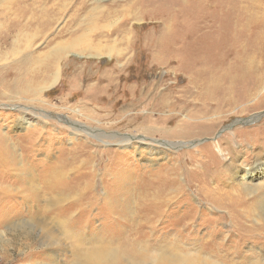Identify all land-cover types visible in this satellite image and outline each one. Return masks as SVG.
<instances>
[{
  "label": "rangeland",
  "instance_id": "rangeland-1",
  "mask_svg": "<svg viewBox=\"0 0 264 264\" xmlns=\"http://www.w3.org/2000/svg\"><path fill=\"white\" fill-rule=\"evenodd\" d=\"M245 3L250 0H0V134L15 138L26 175L41 185L49 166L65 161L82 167L66 151L82 146L98 172L105 162L110 169V175L96 172L100 195V180L112 184L118 171L128 182L121 200L128 219L139 221L133 235L139 248L149 244L176 252L186 246L194 252L193 238L206 241L211 225L225 233L230 219L209 205L208 193L225 195L233 185L223 171L247 169L255 153H264V27L240 6ZM26 59H32L30 72ZM55 66L57 81L35 93L38 85L51 83ZM22 113L40 122L17 128ZM172 163L168 174L165 166ZM245 173L238 176L247 180ZM74 175L65 182L89 179ZM0 176L1 186L17 179ZM20 185L0 196V264L49 262L38 233L29 223L17 224L36 207ZM145 190L167 203L159 216L147 215L149 228L141 227V210L153 200ZM263 193L264 186L256 188L255 194ZM88 197L85 192L72 202L70 216L97 215L87 230L109 238L97 229L111 225L110 211L95 209L97 204L78 210ZM254 219L248 215L243 224L254 226ZM12 223L16 226L8 228ZM129 230L127 225L125 236ZM246 241L232 246L237 254L230 248L234 263L224 256L229 249H222L226 259L215 255L208 264H248L264 243ZM193 263L206 264L205 257L196 255Z\"/></svg>",
  "mask_w": 264,
  "mask_h": 264
},
{
  "label": "bare ground",
  "instance_id": "bare-ground-1",
  "mask_svg": "<svg viewBox=\"0 0 264 264\" xmlns=\"http://www.w3.org/2000/svg\"><path fill=\"white\" fill-rule=\"evenodd\" d=\"M240 6L244 8V11L248 13L251 19H259L261 21V25L264 27V4H262V0H250L249 4L245 3ZM29 21H31L30 18L28 22ZM108 53L110 54V52ZM101 55L102 54L98 56ZM31 60L32 59H26L25 62V65H28V72L31 70L29 67ZM59 69L60 68L57 66L53 68L51 73L52 81L48 86L38 85V88L34 89V92L37 90L36 92L39 93L42 92L43 89L52 86L58 79ZM26 76L30 77V74L27 73ZM30 90L31 88L28 89L26 93H30ZM19 118L20 119L15 125L17 128L30 127L31 125L34 127L36 125L35 122H37V124L40 122L39 120L28 116L26 113H22ZM152 128L154 132L159 131L157 127ZM0 139H2L6 146L3 147V149L0 148V174H4L5 177L9 176V178L11 175L16 174L17 179H20H14V182L8 181V183L4 186L0 185V196L7 194L9 195V188L13 190V186L17 183L19 185L21 184V187L19 186L18 190L27 196V198H30V202H35L36 207L34 208L35 210L33 211V215H30V217L28 216V220H18L17 224L21 225V223H29L31 230L38 233L39 244L45 246V249L49 251V256L47 255L49 258L46 257L49 259V262L43 259V262L40 261L39 263L38 261V264H194L193 262L195 261L196 255L204 256L206 264H208L214 261L212 258H215V255L223 256L224 251H222V249H229L228 252L224 253V256H229L228 260L234 263L235 260L233 257H231V255H229L230 248L233 254H237L238 250L237 248H232V246L237 245L238 247L240 243H243L248 239H253L255 241L256 239H261L263 240L262 244L264 243V234L262 233L264 232V220H262L264 218V193L262 195L255 194L256 188L258 189L264 186V153L262 152L255 153L253 155V159H251L250 163L247 165V169H240L237 167L231 172V174H226L224 171L222 175L220 173V175L225 177V179H231L227 180V183L230 185L231 182L233 185L231 187L232 190L225 191V195L219 194L217 191H214L215 196H213L210 192L208 193L209 196L207 195L210 206L225 210V214L228 215L230 219L228 228L230 226L231 227L227 229L225 233H223V231H221L218 227L211 225L210 229L206 230V235L208 236V239H205L206 241L199 242L200 237L198 239L193 238L192 243L194 241V252H191V250L186 246L182 248V251L179 250L174 252L172 250L171 252H164L159 248L152 250L149 248V244L146 243V245L142 246L141 248L138 247V243H136L139 242L138 238H134L133 235L138 232V226H140V224L139 221L136 223L133 222L137 220L132 221L128 219L129 212L125 210L127 206L126 202L121 200L123 199V195L125 193V186L128 184L126 180L121 179L124 178L121 171L112 174L114 180H112L113 183L109 185L104 184L100 176V181L104 185L103 192L100 195L98 193L99 191L96 189V184L98 182H95L94 179L96 172L99 175L101 173L105 175L106 172L109 171L108 174L110 175V169L107 167V162H105L102 171L98 172L97 169L94 168L93 160L90 161V155L84 153L83 147L81 146V148L80 146H73L66 151H69V154H72V157L75 158V162L77 159L83 166L79 167V163V165L68 164L65 163V161L59 162L58 165L54 166L53 168L52 166H49L48 169L50 174L48 175V180L42 179V184L38 185V179L31 180L29 176L26 175L28 172L26 173L27 168L25 166L27 165H25V163L22 162L23 160L20 159L21 153H16L17 145L14 141L15 138H9L7 135L0 134ZM82 154L86 156H82ZM17 157H19V159H17ZM18 163L21 166H18ZM169 166H167V164L165 166V172L167 173L171 168H175L174 163L171 164V167ZM241 171H246L245 174L247 180H244V178L238 176V172ZM71 173H74V176L78 178L82 173H84V176H89L90 180L82 179L83 182L75 180H71L69 183L65 182ZM1 179L3 180V178H0V180ZM2 183H4V181H2ZM23 183H25V185ZM126 188H128V186H126ZM118 189H121L120 194H118ZM180 189H182L181 184L179 186V190ZM241 190H244L246 193H242ZM85 192L88 193L90 202L87 203L86 207L81 205L82 207L77 209H87L90 206L92 207L97 204L98 206L95 207V209H101L106 213L110 211L111 214L107 216V222L111 223V225L104 229H97L98 233L103 231V234L106 233V236L109 238L101 237L99 239V236L93 235L96 234L97 231H94V229V232L87 230L86 226L90 225V219L95 218L97 215L89 214L90 216L87 218L85 217V219L83 214V217L80 218V220H73L76 217V214H73L75 217L70 216L75 212L71 209V207H68L72 204V202L79 201ZM144 192L153 199L147 203L146 208H144V206L141 210L144 216L141 227L143 224H145L146 227L149 228L152 226V224L147 215H151L150 217L155 215L159 216L160 211L158 210H162L161 207L167 203L160 200L158 194L155 192H151L150 190H145ZM222 199H225L226 203H221ZM67 200H71V202L68 203ZM196 208L199 210L208 209L204 206H199V204H197ZM97 212L99 211H96L95 213ZM248 215H253L255 222L258 223L254 226H250L248 224L244 225L243 223L245 221L243 220L247 218ZM212 216L213 215H211V217ZM223 217L225 218V215H223ZM217 221L219 222V219ZM127 225L130 226V230H133V232H131L132 234L125 236L127 233ZM15 226L16 223H12L8 228L12 229ZM22 231L24 232V230ZM112 231L118 233L119 237H117L116 240L111 236V234H108ZM1 233L2 232H0V235ZM189 234L190 233H187L186 235L189 236ZM223 234H225V237H222L219 240L214 239L215 236ZM94 238H96V240H94ZM130 241H134L133 244H131ZM77 242L81 243L82 245L78 244ZM195 243H199L200 245L196 246ZM67 247L70 248L69 255H65L66 252L64 253ZM258 247L260 246L255 248L256 254L249 260L248 264H264V250L261 249L256 251ZM224 259L226 258L224 257Z\"/></svg>",
  "mask_w": 264,
  "mask_h": 264
}]
</instances>
